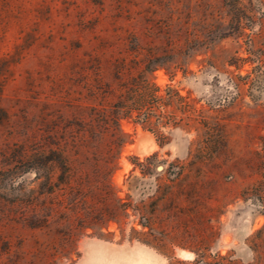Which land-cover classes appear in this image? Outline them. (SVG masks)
<instances>
[{
  "label": "rangeland",
  "instance_id": "rangeland-1",
  "mask_svg": "<svg viewBox=\"0 0 264 264\" xmlns=\"http://www.w3.org/2000/svg\"><path fill=\"white\" fill-rule=\"evenodd\" d=\"M90 241L264 264V0H0V264Z\"/></svg>",
  "mask_w": 264,
  "mask_h": 264
},
{
  "label": "trees",
  "instance_id": "trees-1",
  "mask_svg": "<svg viewBox=\"0 0 264 264\" xmlns=\"http://www.w3.org/2000/svg\"><path fill=\"white\" fill-rule=\"evenodd\" d=\"M148 67V66H147ZM152 70V69H151ZM143 73V72H142ZM139 73L138 76L131 78L129 82L122 83V90L119 94V100L116 103V111H124V114L137 116L143 115L146 123H151L150 107L153 102H158L163 106L169 105V99L157 95L159 87L153 83L147 76ZM172 90V89H171ZM118 113V112H116ZM117 117L114 121L117 123ZM122 141L118 138L117 143ZM144 226V224H142Z\"/></svg>",
  "mask_w": 264,
  "mask_h": 264
},
{
  "label": "crops",
  "instance_id": "crops-1",
  "mask_svg": "<svg viewBox=\"0 0 264 264\" xmlns=\"http://www.w3.org/2000/svg\"><path fill=\"white\" fill-rule=\"evenodd\" d=\"M113 245L112 242L90 241L74 264H160L154 250L148 246L121 249Z\"/></svg>",
  "mask_w": 264,
  "mask_h": 264
},
{
  "label": "bare ground",
  "instance_id": "bare-ground-1",
  "mask_svg": "<svg viewBox=\"0 0 264 264\" xmlns=\"http://www.w3.org/2000/svg\"><path fill=\"white\" fill-rule=\"evenodd\" d=\"M142 257H144L143 255H142ZM143 260H144V258H143ZM147 260V259H146Z\"/></svg>",
  "mask_w": 264,
  "mask_h": 264
}]
</instances>
